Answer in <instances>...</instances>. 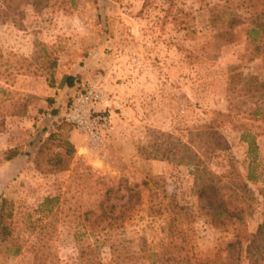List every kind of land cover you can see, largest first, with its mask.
<instances>
[{
  "label": "rangeland",
  "instance_id": "obj_1",
  "mask_svg": "<svg viewBox=\"0 0 264 264\" xmlns=\"http://www.w3.org/2000/svg\"><path fill=\"white\" fill-rule=\"evenodd\" d=\"M33 1L0 0V101L14 114L0 130V200L13 213L21 246L15 253L1 245L0 264H36L29 247L43 230L51 235V264H80V212L125 183L175 198L184 208L176 218L184 242L166 239L167 215L138 212L103 235L104 262L117 243L122 254L137 247L173 252L158 259L163 264H254L241 234H255L264 220V27L256 39L248 35L264 26L262 0ZM91 81L108 96L112 132L96 145L77 132L85 147H74L68 171L38 173L35 140L64 120L71 98ZM51 110L59 115L48 117ZM8 150L17 155L6 162ZM250 165L256 179L246 181ZM211 175L221 197L248 191L239 197L246 203L242 229L201 213L196 185ZM57 195L59 209L43 218L39 206Z\"/></svg>",
  "mask_w": 264,
  "mask_h": 264
},
{
  "label": "trees",
  "instance_id": "obj_2",
  "mask_svg": "<svg viewBox=\"0 0 264 264\" xmlns=\"http://www.w3.org/2000/svg\"><path fill=\"white\" fill-rule=\"evenodd\" d=\"M46 5V0H34V5ZM261 12L264 10V0L260 4ZM263 24H257L248 30L250 38L256 39L260 33H263ZM67 87H72L74 80L68 77L65 80ZM257 88H255L256 90ZM1 92L6 95V91ZM0 101V130L5 126V120L8 116H14V114H6L2 111V104ZM259 108L254 109V115H257ZM58 114L57 110H51L48 117H53ZM229 115V114H228ZM229 117V116H228ZM214 125L211 124V130L213 131L212 142L218 144L223 140L220 136L218 126L220 123L216 119L213 121ZM71 127L63 120L59 124L55 125L54 128L49 131L45 139H36L37 148L34 153V164L35 169L40 174H53L62 171H68L73 157L76 153L73 144L69 141V133ZM46 130H42L40 133H45ZM38 133L40 137L41 134ZM58 149V150H57ZM14 150H8L2 153L4 161H10L16 156ZM209 181L202 182L196 185L197 199L201 206V213H204L213 222H217L218 225H232L239 230L242 229L244 213L246 212V203L240 200V196L248 194V191L243 188L242 192H233L235 195L233 199L231 197H221L218 194V190L215 186L216 177L210 176ZM255 175L252 172L251 165L248 167L246 174V181L255 180ZM122 189H109L107 188L103 194L99 195V199L93 208H86L83 213L80 212V247H79V258L80 264H139L141 262L148 261L151 257H155L157 260H153L152 264H163L158 259L169 257L174 255L171 251H162L159 253L147 252L144 247H137L132 250L129 248L128 252L122 254L125 249L120 244H111L110 259L108 262H104L100 258V245H103L102 241L106 243L105 237L108 238L110 234L115 231L124 221L130 222L133 220L138 212H143L147 218H157L164 215L166 222L165 237L170 243L174 240L183 243V232L181 228L176 224L177 216L183 213L184 208L180 206L179 202L169 197L166 200L160 198L157 194L151 193V190L147 194L142 193V190L136 186H128L125 183ZM148 186L147 183L143 184V187ZM60 196L47 197L43 200L39 206L38 213L43 218H47L50 214L57 212L59 209ZM5 199L0 200V246L9 245L15 253L21 250L18 240L14 236V217L10 211ZM82 206L80 205V210ZM118 209V215H114V211ZM121 211H126V218L122 217ZM98 212V213H97ZM82 214V215H81ZM125 219V220H124ZM124 220V221H123ZM104 235V238L102 239ZM241 235H245L246 239V257L250 259L254 264H264V220L258 226L255 234L246 235L244 232ZM50 232L43 230V234L40 238H36V245L29 247V252L33 256V260L36 264H51L49 261V255L47 250L46 242L50 239ZM93 239V242L87 240ZM102 240V241H101ZM182 249L175 251L178 255ZM189 263V260H187ZM166 264V263H164ZM181 264H186L185 260L181 261Z\"/></svg>",
  "mask_w": 264,
  "mask_h": 264
},
{
  "label": "built area",
  "instance_id": "obj_3",
  "mask_svg": "<svg viewBox=\"0 0 264 264\" xmlns=\"http://www.w3.org/2000/svg\"><path fill=\"white\" fill-rule=\"evenodd\" d=\"M110 108L103 84L91 81L71 98L64 113V121L87 143L96 145L113 130Z\"/></svg>",
  "mask_w": 264,
  "mask_h": 264
},
{
  "label": "crops",
  "instance_id": "obj_4",
  "mask_svg": "<svg viewBox=\"0 0 264 264\" xmlns=\"http://www.w3.org/2000/svg\"><path fill=\"white\" fill-rule=\"evenodd\" d=\"M74 84H76L75 81H74ZM74 84H73V86H74ZM73 86L72 87H67V85H66V87L68 89L69 88L72 89ZM59 110L60 109L58 108V111ZM58 115H59V112H58ZM69 141L74 145V147L77 150H79V148H80V151H81L85 147V145L83 144V138L75 130L70 131V133H69Z\"/></svg>",
  "mask_w": 264,
  "mask_h": 264
}]
</instances>
